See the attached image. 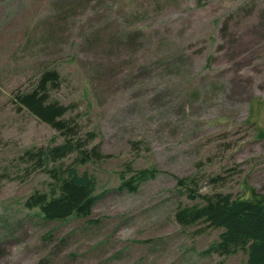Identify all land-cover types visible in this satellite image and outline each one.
<instances>
[{
  "label": "rangeland",
  "instance_id": "1",
  "mask_svg": "<svg viewBox=\"0 0 264 264\" xmlns=\"http://www.w3.org/2000/svg\"><path fill=\"white\" fill-rule=\"evenodd\" d=\"M46 67L109 155L79 166L102 193L86 218L23 206L49 182L23 152L55 131L12 98ZM127 163L157 173L120 191ZM192 175L201 192L264 193V0H0V264H244L206 252L220 229L176 221Z\"/></svg>",
  "mask_w": 264,
  "mask_h": 264
},
{
  "label": "trees",
  "instance_id": "2",
  "mask_svg": "<svg viewBox=\"0 0 264 264\" xmlns=\"http://www.w3.org/2000/svg\"><path fill=\"white\" fill-rule=\"evenodd\" d=\"M60 76L56 68L46 67L30 89L18 91L12 98L17 108L55 131L46 146L27 147L22 156L33 171L43 172L49 179L45 189L34 190L23 201L25 208L37 209L44 220L89 217L102 193L97 192L96 176L80 171L79 166L109 157L98 144H91L97 136L95 132L82 133L78 116L72 115V106L52 97ZM57 138L61 142L57 143ZM72 153L73 157L67 161ZM156 173L155 169H134L127 163L118 173L117 189L136 192L142 182L154 178ZM197 178L192 175L176 180V190L184 192L191 201V204L178 202L176 221L181 227L203 224L206 228L220 229L206 252L222 257L242 252L246 256L244 264H264V193L249 185L239 196L223 191L201 192Z\"/></svg>",
  "mask_w": 264,
  "mask_h": 264
}]
</instances>
